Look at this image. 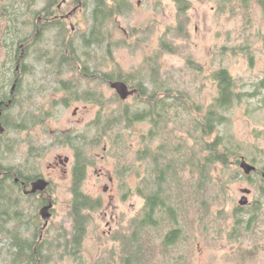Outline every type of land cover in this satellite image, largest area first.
<instances>
[{
    "label": "rangeland",
    "instance_id": "obj_1",
    "mask_svg": "<svg viewBox=\"0 0 264 264\" xmlns=\"http://www.w3.org/2000/svg\"><path fill=\"white\" fill-rule=\"evenodd\" d=\"M0 1L12 3V0ZM128 2L125 12L106 25L107 45L95 49L90 65H97L104 72L134 71L145 76L149 69L146 60L152 58L167 87L189 94L187 105L191 106L192 112L181 107L172 108L177 116L172 117L162 134L152 138L149 134L153 124L146 120L133 127L120 125L100 145L91 143L95 133L92 122L98 119L102 108L96 102L66 97V92L60 89L61 81H54L58 68L47 64L48 58L39 55L41 46L53 52L51 48L58 28L48 29L40 39L41 44L33 42L26 53L30 67L26 78L28 89L20 93L29 99L28 106L35 107L28 113L44 114V121L30 124L27 130L20 132L11 130L5 142L11 145L12 151H4L2 163L28 167L30 172L38 170L54 180L58 201L47 234L67 235L72 226L70 191L73 181L63 167L49 169V166L58 161V156L73 158V148L63 142L68 135L89 136L87 142H74L89 153L91 160L83 190L96 199L101 198L104 203L91 210L79 256L62 257L65 250L53 247L50 251H59V257L53 256L49 264H122V237L130 234L133 221L143 216L146 201L141 190L147 193L154 180L152 157L142 159L141 150L145 144L154 148L163 144L174 145V148L183 146L188 154L183 159L186 161L183 165L177 164V179L167 191L174 204L173 210L168 212L169 208L163 207L155 214L159 222L150 225L145 232V241L148 237L150 242L147 248L151 249L144 250L143 255L138 253L134 264H247V206L239 207L247 189V174L237 160L241 156L246 159L247 155L258 156L264 148V7L259 0H191L187 12L180 14L175 0ZM44 4V0H39L32 7L23 9V15L16 21L22 34L37 32V27L33 28V16ZM77 5H83V1ZM81 10L72 4L68 10L71 14L75 12L70 21L74 22L78 36L89 31L91 23L87 17H90L93 4ZM7 24L6 19L0 18V87L2 80L8 79L16 69L17 63L16 60L12 62L10 48L7 50L3 44L2 38L13 43L16 37V33L7 30ZM162 40L169 43L172 52L160 49ZM15 41V48L19 49L20 44ZM9 65H13L12 72L6 71ZM222 68L234 77L240 96L223 112L226 121L217 128L213 138L220 134L225 136L224 145L235 156L230 157L228 164L215 162L209 171L203 165L202 169L208 172L203 181L206 173H202L197 163L199 156L204 157L208 151H203L204 139L196 130V120L219 96L213 73ZM72 76L66 71L63 79ZM100 82L94 79L92 85L102 89L104 115L123 104L131 108L144 107L145 104L135 97L128 100L120 97L123 102L115 100L119 96L117 91L110 83ZM168 102L172 103L173 99ZM198 107L199 117L195 113ZM15 110L19 113L21 107ZM7 144L4 143L6 149ZM168 155L178 154L171 151ZM106 185L108 190L104 189ZM23 202L21 208L26 221L20 229L22 235L30 236L34 225L30 216L38 213V209L34 202ZM105 212H108L107 217ZM111 213L119 218L117 230L111 238L101 237ZM8 226L14 229L12 222ZM173 229L180 230V235L175 243L167 244L165 239ZM9 242L3 239L0 243V264L12 263L13 251H10Z\"/></svg>",
    "mask_w": 264,
    "mask_h": 264
},
{
    "label": "trees",
    "instance_id": "obj_2",
    "mask_svg": "<svg viewBox=\"0 0 264 264\" xmlns=\"http://www.w3.org/2000/svg\"><path fill=\"white\" fill-rule=\"evenodd\" d=\"M39 0H12V3L0 1V18L7 20L8 31L11 33H16L15 40H18L20 46L19 49L15 48L17 43L12 40L13 43H9L3 39V44L10 48L9 56L14 63L16 60L17 65L20 66L19 51H22V43H26L31 40L33 33L22 34L16 27V21L19 20L23 14V9L25 7H32L37 4ZM45 4L34 13V29L35 26L44 30L43 33L48 29L58 28L56 33V40L54 41V47L50 49H43L41 46V51L39 52L40 57H47L48 63L52 66L56 65L58 72L55 73L54 81L62 84L60 89L66 92V97L74 96L85 101H92L99 104L102 108L97 120L92 122L95 133L91 139V143L100 145L104 138L107 137L111 131L113 132L115 128L120 125H125L127 127H133L137 122H143L149 120L153 127L150 129V136H156L162 134L165 130L166 125L171 121L172 117H176L177 114L172 111V108H183L184 111H191V106L189 104V94H184L180 91H175L171 87H167L165 80L162 78L158 67L153 64L152 58L146 60L145 65L149 68L148 74L144 73L145 76L137 72H104L101 71L97 65H90L93 60V52L97 49L104 47L108 41L109 34L105 31L106 25L111 23L112 20L125 12L129 6L128 0H82L83 5H77L80 0H44ZM177 2L178 11L180 14L187 12L189 8V2L191 0H175ZM247 2V0H243ZM264 7V0H259ZM93 4V10L90 17L87 20L91 23L89 31L87 33H81L79 36L78 31L72 32L70 28H66L60 18L55 19L52 24L44 25L45 22H38L40 16H50L52 12H68L69 8L76 5L82 8L83 11L90 4ZM59 4L61 5L59 7ZM247 5V4H246ZM70 6V7H69ZM246 7V6H245ZM73 10V8H72ZM108 22V23H107ZM33 22L30 23V25ZM5 30V36L7 34ZM37 31V28H36ZM70 33H74V37H71ZM41 36H37L34 39V43H40ZM80 39L81 42L78 40ZM31 44L25 45L27 50L30 49ZM29 43V42H28ZM41 44V43H40ZM107 45V44H106ZM40 49V47H39ZM96 49V50H95ZM110 49V48H109ZM160 49L172 52L169 43L165 40L161 41ZM14 51V52H13ZM109 51V50H108ZM21 54V53H20ZM12 55V56H11ZM86 66L87 74L81 72V76L78 74L79 65ZM192 64V63H191ZM193 65V64H192ZM13 67V65H12ZM12 67L9 65L6 68L7 72H12ZM194 67V65H193ZM70 72V75H74L69 79H63L65 72ZM19 69H14L9 79L11 84L14 82L15 77L18 75ZM141 73V72H140ZM84 75H86L85 81L83 80ZM59 79H58V78ZM213 78L218 84L219 96L216 98L215 103L208 108V111L203 114L200 118L196 120V130L202 134V139H204L203 151H208L207 155L204 157L199 156V163L197 166L201 169L203 175V181L207 178L208 172L206 170L210 169L215 162H223L228 164L231 156H235L228 146L224 145L225 136L221 134L216 138H213L217 132V128L225 123L226 117L223 112L230 108L233 100L240 96L236 90V81L231 73L225 69H219L213 73ZM58 79V80H57ZM94 79H99L101 82L104 80L107 83L111 81L122 80L126 83H130L131 89H135L133 97L144 103V107L140 106L138 108H131L130 105H120L118 109L111 110L109 113L104 115V103L105 98L101 94L102 89H98L92 85ZM148 80V81H146ZM100 82V83H101ZM19 84V83H18ZM151 85V88L150 86ZM19 87V86H18ZM18 89V95L22 92L21 88ZM142 99V100H141ZM168 99H173V102H168ZM119 102H123L120 96L116 99ZM188 100V101H187ZM175 101V102H174ZM18 104L21 107V101L18 100ZM175 105V107H174ZM10 109V121L9 129L10 131L20 132L30 124H38L44 121V114L41 116L31 112L26 116L22 112L17 113L16 108ZM197 107V106H196ZM22 108V107H21ZM197 108V117L199 111ZM22 110V109H21ZM192 112V111H191ZM175 133L176 129L173 130ZM110 135V134H109ZM8 136V135H7ZM6 136V137H7ZM146 135H143L145 137ZM89 136L84 134L82 136L85 141ZM210 138L207 140V138ZM77 138V137H76ZM78 139V138H77ZM87 142V140H86ZM5 143V142H4ZM7 144V143H6ZM13 144V142H12ZM7 150L12 151L11 145L7 144ZM169 148V149H168ZM175 151L178 155L168 157V153ZM4 152L0 157V165L10 170L17 172L20 175L22 167L16 165H4L2 163V158L4 157ZM188 154L184 150L183 146L179 148H174V145H162L158 148L152 147L150 144H145V148L141 150V158L146 159L147 157H152L154 180L149 184L150 189L147 193L141 190V193L145 198V206L143 208V216L140 220L133 221L130 234L122 237L123 240V256L121 258L122 264H134L136 255L140 253L143 255L144 250H149L151 247L147 246L150 244L148 237L145 241V232L148 230L150 225L158 223L159 220L155 218V214L163 207H168V212L173 210V202L170 201L171 195L167 193L171 189V184L177 179V164L183 165ZM173 157V158H172ZM174 158L176 160H174ZM166 159V161H165ZM175 161V163H174ZM79 163L76 168L75 185L78 188V192L75 198V210H73V216L75 218L74 226V236H76L77 243H80L81 237L86 234V226L88 223L87 216L84 215L85 209H95L99 206L96 201L91 200L87 195H84L81 186L83 185V179L85 177L82 168ZM204 165L206 170H203ZM209 171V170H208ZM7 177V176H6ZM21 177V176H20ZM18 183L13 180L9 182L7 178H0V243L3 239L10 240V251L12 252V263L9 264H36L41 261L42 264H49V258L46 253H44L43 247H37L35 245L37 242H31L27 240H22L21 224L26 221V216L24 214V209L21 208L20 196L17 187ZM168 187V188H167ZM200 187V186H199ZM201 189V187H200ZM17 193V194H16ZM11 204V205H8ZM83 212V213H82ZM12 222L13 230L9 228V223ZM180 230L173 229L167 235L165 242L167 244L175 243ZM36 234H39L37 232ZM44 246L47 244L43 243ZM4 248V247H3ZM0 249H2L0 247ZM125 262V263H124Z\"/></svg>",
    "mask_w": 264,
    "mask_h": 264
},
{
    "label": "flooded vegetation",
    "instance_id": "obj_3",
    "mask_svg": "<svg viewBox=\"0 0 264 264\" xmlns=\"http://www.w3.org/2000/svg\"><path fill=\"white\" fill-rule=\"evenodd\" d=\"M61 5L59 4V7ZM75 13V12H74ZM74 13L68 12H52L50 16H40L38 19V22H45V26L52 24L55 19L60 18L63 24L66 28H70L72 32L75 33L76 27L74 22H71V18ZM71 20V21H70ZM69 23L72 25L69 27ZM44 30H41L40 26L37 27V32L32 36L31 40L28 42H24L21 44L22 51L21 54L18 57V60H20L21 64L20 66L17 65L16 69H19L18 75L15 77L14 82L11 84L10 79L6 78L4 81L2 80V86L0 87V122L2 126L4 127L3 133L0 135V157L2 156V153L4 151H8L4 147V142L6 139V136L9 135L10 129H9V121H10V109H14L17 107L18 100L21 101V112L24 116L28 114V111L30 109H35L33 105L28 106L29 99L26 100L25 96H21V94L18 95V89L21 88L22 91L25 89H28V85L26 84V78L29 75V65L27 64L26 60V53L28 52L25 45L31 44L35 37L37 36H44L43 34ZM47 31V30H46ZM74 33H70L71 37H74ZM86 71V72H84ZM80 75L81 72H84L87 74L86 66L79 65V70L77 71ZM82 75V74H81ZM80 75V76H81ZM86 75H84L83 80L85 81ZM104 81V80H103ZM107 83L106 81H104ZM19 83V84H18ZM19 86V87H18ZM134 94L130 95L127 99L133 97ZM30 97V96H29ZM73 99H79L78 97H74ZM82 100V99H81ZM71 101V100H70ZM85 101V100H84ZM41 109V112H43L42 107H39V110ZM45 110V109H44ZM78 108L75 109L74 114L77 113ZM49 112V111H47ZM29 127H27L28 129ZM24 129V130H27ZM84 135V134H83ZM81 135L72 136L68 135L64 139V143L66 145H70L74 150L73 158L70 157H62L58 156V161L53 165L49 166V169L53 168H60L63 167L65 169V173H68L73 181L72 187H71V199H70V207H71V215L70 218L72 220V226H71V232L70 234H63L61 235H48V231L52 225V218L53 214L56 209L57 205V198L54 193V180L51 177L46 176L43 172H38V170H35V172H30L28 170V167H24L22 171L20 172V175L15 171H8L6 168L2 167L0 165V178H7V180L14 181L19 184L17 187V190L19 191L20 196V203L21 206L24 204L23 200H26L29 204V202H34V206L36 209H38V213H35V215L30 216L32 218V221L30 220L32 226V234L29 236L22 235V240H27L31 242H37L35 245V249L37 247H43L44 253L48 255V258L51 259L53 256L59 257V251H50L54 247L60 248L62 247L65 251L62 255H68L70 257H78L79 253H81V247L84 242L85 235L81 237L80 243H77V237L74 236L73 232L74 226H75V218L73 216V210H75V198L76 194L78 192V188L75 185V177H76V168L79 163H82L80 168H82L83 173L85 175L83 179L86 178L87 170L89 166L91 165V160L89 159L90 155L86 152V150H83L82 147L77 146L74 144L75 140H78L80 142H84L83 138L80 137ZM78 139H77V138ZM74 140V141H73ZM6 144V142H5ZM5 148V149H4ZM85 149V148H84ZM104 150H107V147L104 148ZM34 153V151H31ZM264 148H261L260 155L254 156L251 158V156L247 155V159L245 156H241L237 161L239 162L240 167H242V160L243 158L247 161V163L251 166L249 170H247V173L243 169L244 173L247 174V204L239 206L241 209L244 208V206H247V264H264ZM67 166H70V168H66ZM7 176V177H6ZM21 176V177H20ZM18 178V179H17ZM39 179H44L47 181L48 185L44 189H38L37 191L33 192V185L36 181ZM110 180L112 181V177H110ZM81 189L83 190V185L81 186ZM105 190H108V186L106 185ZM84 195H87L91 200L96 201L97 204L101 205L104 202H102L101 198H94L90 194H87L83 190ZM11 205V204H8ZM51 205L49 208V211L47 214L50 216L48 218H43L42 216V209L46 206ZM91 210L93 209H85L84 215L87 216L88 220H90V215L92 214ZM83 213V212H82ZM105 216L107 217V213L105 212ZM25 214V213H24ZM26 216V215H25ZM118 216L111 213L109 220L106 221L104 229L102 230L104 233L101 237L104 238H111L116 230L118 223L117 220ZM119 219V218H118ZM88 225V223H87ZM87 229V226H86ZM39 232V234H36ZM102 234V233H101ZM100 234V235H101ZM47 244L44 246V244ZM51 252V254H48ZM50 255V256H49ZM36 264H42L41 261L37 262Z\"/></svg>",
    "mask_w": 264,
    "mask_h": 264
},
{
    "label": "water",
    "instance_id": "obj_4",
    "mask_svg": "<svg viewBox=\"0 0 264 264\" xmlns=\"http://www.w3.org/2000/svg\"><path fill=\"white\" fill-rule=\"evenodd\" d=\"M110 84H111L112 88H114L117 91V93L119 94V96L124 100L127 99L130 95L135 93V89H131L129 84L126 83L125 81L116 80V81H111ZM0 114H1V112H0ZM3 131H4V127L2 126V124L0 122V135H1V133H3ZM241 165H242V167L246 173H247V170H249V168H251V166L247 163V161L244 158L242 160ZM47 185H48L47 181H45L44 179H39L38 181H36L34 183L32 191L35 192L38 189H44L47 187ZM246 193H247V189L244 190V195L240 199V205H246L247 204ZM50 207H51V205L46 206L42 209L41 213H42L43 218L46 219L50 216L49 214H47Z\"/></svg>",
    "mask_w": 264,
    "mask_h": 264
}]
</instances>
